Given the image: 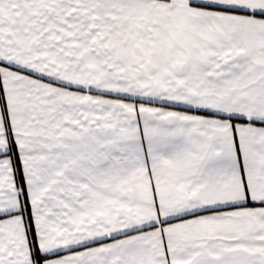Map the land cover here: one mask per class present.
Segmentation results:
<instances>
[{"label":"snow or ice","instance_id":"6c2138e0","mask_svg":"<svg viewBox=\"0 0 264 264\" xmlns=\"http://www.w3.org/2000/svg\"><path fill=\"white\" fill-rule=\"evenodd\" d=\"M0 264H264V0H0Z\"/></svg>","mask_w":264,"mask_h":264}]
</instances>
